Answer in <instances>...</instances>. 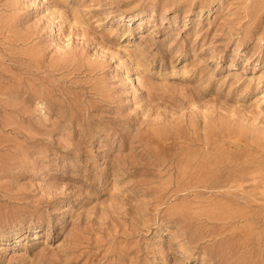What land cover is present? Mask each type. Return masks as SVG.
Listing matches in <instances>:
<instances>
[{
    "label": "rangeland",
    "instance_id": "rangeland-1",
    "mask_svg": "<svg viewBox=\"0 0 264 264\" xmlns=\"http://www.w3.org/2000/svg\"><path fill=\"white\" fill-rule=\"evenodd\" d=\"M0 264H264V0H0Z\"/></svg>",
    "mask_w": 264,
    "mask_h": 264
}]
</instances>
